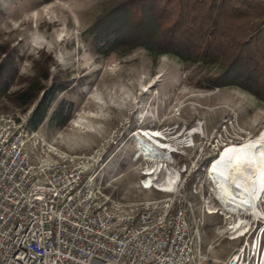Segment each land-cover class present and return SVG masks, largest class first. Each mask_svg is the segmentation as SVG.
Wrapping results in <instances>:
<instances>
[{
	"label": "rangeland",
	"instance_id": "rangeland-1",
	"mask_svg": "<svg viewBox=\"0 0 264 264\" xmlns=\"http://www.w3.org/2000/svg\"><path fill=\"white\" fill-rule=\"evenodd\" d=\"M104 1L0 0V42L18 49L19 72H31L30 57L46 50L57 59L54 71L62 69L80 84L61 95L75 104L68 124L45 123L36 131L61 152L95 154L98 185L113 204L130 210L148 201L180 200L194 235V264H224L244 239L230 238L232 228L258 230L264 219L247 208L226 209L209 167L225 146L264 132V102L239 86H201L207 70L174 55L153 58L142 47L101 51L84 31ZM0 113L23 119L30 114L8 101ZM149 131L159 132L155 144L167 149L158 148L159 154L142 149L141 134ZM166 167L180 173L175 192L142 187L146 168L164 182ZM259 207L264 216V194Z\"/></svg>",
	"mask_w": 264,
	"mask_h": 264
},
{
	"label": "built area",
	"instance_id": "built-area-1",
	"mask_svg": "<svg viewBox=\"0 0 264 264\" xmlns=\"http://www.w3.org/2000/svg\"><path fill=\"white\" fill-rule=\"evenodd\" d=\"M97 164L95 154L61 152L27 118L0 113V264L195 263L181 201L124 209L98 185ZM167 170L162 182L146 168L142 187L175 192L180 173ZM232 229L230 238L244 239L224 264H264V226Z\"/></svg>",
	"mask_w": 264,
	"mask_h": 264
},
{
	"label": "trees",
	"instance_id": "trees-1",
	"mask_svg": "<svg viewBox=\"0 0 264 264\" xmlns=\"http://www.w3.org/2000/svg\"><path fill=\"white\" fill-rule=\"evenodd\" d=\"M84 38L107 54L142 47L153 58L177 56L207 70L201 86H239L264 102V0H106ZM12 47L0 42V106L30 112L31 131L66 126L75 104L61 95L80 84L55 72L57 59L46 50L30 57L31 72L20 73Z\"/></svg>",
	"mask_w": 264,
	"mask_h": 264
},
{
	"label": "bare ground",
	"instance_id": "bare-ground-1",
	"mask_svg": "<svg viewBox=\"0 0 264 264\" xmlns=\"http://www.w3.org/2000/svg\"><path fill=\"white\" fill-rule=\"evenodd\" d=\"M146 135L149 141L144 138L140 141L142 149L154 154H159V149H167L155 144V139L161 138L159 132ZM210 166L211 176L220 189L219 197L226 209L236 213L247 208L255 216L264 218L259 207L264 194V132L244 142L225 146Z\"/></svg>",
	"mask_w": 264,
	"mask_h": 264
},
{
	"label": "water",
	"instance_id": "water-1",
	"mask_svg": "<svg viewBox=\"0 0 264 264\" xmlns=\"http://www.w3.org/2000/svg\"><path fill=\"white\" fill-rule=\"evenodd\" d=\"M220 154V153H219ZM213 164V163H212Z\"/></svg>",
	"mask_w": 264,
	"mask_h": 264
}]
</instances>
